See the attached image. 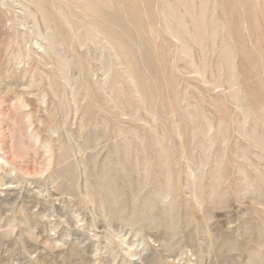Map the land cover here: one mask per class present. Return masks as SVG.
Masks as SVG:
<instances>
[{
	"label": "rangeland",
	"instance_id": "obj_1",
	"mask_svg": "<svg viewBox=\"0 0 264 264\" xmlns=\"http://www.w3.org/2000/svg\"><path fill=\"white\" fill-rule=\"evenodd\" d=\"M0 264H264V0H0Z\"/></svg>",
	"mask_w": 264,
	"mask_h": 264
},
{
	"label": "bare ground",
	"instance_id": "obj_2",
	"mask_svg": "<svg viewBox=\"0 0 264 264\" xmlns=\"http://www.w3.org/2000/svg\"><path fill=\"white\" fill-rule=\"evenodd\" d=\"M129 6V5H128ZM134 6H135V4H134ZM132 7V6H131ZM127 12V11H126ZM129 13V12H128ZM112 17H114V16H112ZM113 21H115V22H117L118 21V19L117 18H113ZM110 26V25H109Z\"/></svg>",
	"mask_w": 264,
	"mask_h": 264
}]
</instances>
